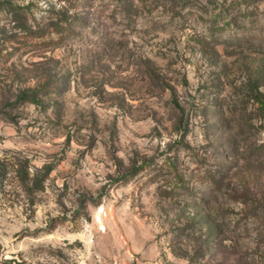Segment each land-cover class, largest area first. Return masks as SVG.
<instances>
[{"label":"rangeland","instance_id":"374dc122","mask_svg":"<svg viewBox=\"0 0 264 264\" xmlns=\"http://www.w3.org/2000/svg\"><path fill=\"white\" fill-rule=\"evenodd\" d=\"M17 8L81 26L25 45ZM257 97L264 0H0V264H264Z\"/></svg>","mask_w":264,"mask_h":264},{"label":"trees","instance_id":"16d2710c","mask_svg":"<svg viewBox=\"0 0 264 264\" xmlns=\"http://www.w3.org/2000/svg\"><path fill=\"white\" fill-rule=\"evenodd\" d=\"M18 9V8H17ZM17 15H20L21 18L14 20V25L12 26L19 34H22V37L31 39L30 41H24L23 44H29L35 42L34 45L38 43V39L48 38L51 40H57V43H65L73 40V35L77 32V26L81 24L78 12H70L69 9H62L55 17L50 16L47 22L41 24L42 22H37L34 24H29L27 21L26 13L17 10ZM79 28V27H78ZM14 37L9 36V42L13 43ZM15 42V41H14ZM30 44V45H31ZM24 45V46H25ZM48 86H40L36 89H33L30 92L24 93L22 95L23 100L30 101L33 103H40L44 96L49 93ZM257 100L261 102V110L264 115V101L263 99ZM2 159H0V164ZM7 165V164H6ZM141 167H135L129 174V176H134L139 172ZM9 172V177L14 181L16 185H19L23 191L27 193H33L42 188V182L45 180L46 175L36 176L31 175L27 161H12L9 162V170L4 171L6 175ZM47 174V173H46ZM128 176V175H126ZM18 183V184H17ZM16 264H22L21 262H16Z\"/></svg>","mask_w":264,"mask_h":264}]
</instances>
